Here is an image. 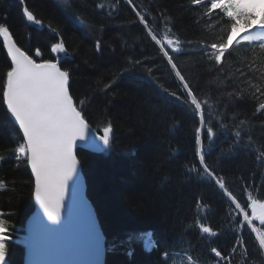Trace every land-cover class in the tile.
I'll return each mask as SVG.
<instances>
[{"label": "trees", "instance_id": "obj_1", "mask_svg": "<svg viewBox=\"0 0 264 264\" xmlns=\"http://www.w3.org/2000/svg\"><path fill=\"white\" fill-rule=\"evenodd\" d=\"M25 1L60 33L73 54L74 62L66 70L71 95L77 103L83 101L82 115L94 129L105 123L114 128L107 154H79L87 194L107 239L106 264H189L181 256L160 259L162 252L178 246L185 247L193 264H264L262 251L232 203L202 171H189L193 165L199 167L195 143L199 115H193L182 82L131 9L121 0ZM126 1L133 9L135 4L160 38L167 35L190 44H183L187 52L169 53L196 90L205 116H211L209 123L226 121L225 127L216 129V137L202 133L207 164L242 205L251 198L264 201V113L257 111L250 86L264 87V53L258 45L240 43L217 70L219 66L200 49L226 36V18L221 20L215 12L204 15L203 6L191 0ZM12 5L0 0V23L9 25L26 49ZM77 21L81 26L72 23ZM33 34L35 45V38L41 37ZM6 66L0 57V181L6 185L0 190V214L8 222L9 234H15L33 209L32 181L14 157L17 137L2 107ZM126 74L133 79H126ZM201 223L217 233L209 248L191 234ZM254 224L264 230L258 221ZM145 229L153 232L157 251L145 253L134 241L132 236ZM210 248L224 257L235 251L229 261L217 263ZM6 257L7 264H23L21 246L8 242Z\"/></svg>", "mask_w": 264, "mask_h": 264}, {"label": "snow or ice", "instance_id": "obj_2", "mask_svg": "<svg viewBox=\"0 0 264 264\" xmlns=\"http://www.w3.org/2000/svg\"><path fill=\"white\" fill-rule=\"evenodd\" d=\"M24 0H21L23 3ZM195 6H203L204 15L211 16L213 12L223 20L226 18L227 33L219 42H212L200 49V54L214 65L223 67L225 60L229 59L232 52L240 45V39L233 40L232 33L240 28L241 24L245 30L253 28V22L259 19L258 27L264 29V0H191ZM131 3V0H129ZM100 7H104L100 5ZM260 9L259 18L256 10ZM23 15L28 22L43 27V22L34 15L28 7L22 9ZM139 22L148 30V35L160 45V51L167 62L171 65L175 75L180 79L183 89L186 92V99L194 106L193 115L199 114L198 127L195 132V143L197 145L196 155L199 157V167L193 165L189 171L200 174L202 171L213 182L218 184L221 190L226 184L210 169L205 155L201 150V130L204 129L207 138L218 135L216 129L223 128L226 121L221 119L215 123H209L211 116H205L204 104L198 99L196 90L190 84L174 63V58L168 49L174 53H180V40L162 38L152 31L145 16L136 11ZM0 38H2L3 48L10 58V68L6 72L3 83L2 101L10 113V118L15 125H18L20 141L15 147L17 160H24L30 167L31 174L35 180L34 196L35 200L43 209L49 222L57 224L61 219V210L64 205L65 193L69 187V181L76 177L72 185L74 197L80 193V183L78 178V160L76 149L87 148L96 153L107 154L112 149L114 140V128L110 123H105L102 128L94 130L90 121L82 115V108H78L76 101L70 94V72L63 70L58 61L43 60L37 62L33 56L29 55L13 39L9 28L0 23ZM166 45V46H165ZM97 51L101 44H96ZM259 48L264 53V41L260 42ZM51 52L54 54L66 53L63 41L53 43ZM42 55L36 49L35 56ZM139 63V61H136ZM253 97L258 101V109L264 113V87L258 84H251ZM110 87V85H105ZM179 99V97H177ZM83 104V101H80ZM207 125L206 128L204 126ZM99 133V134H98ZM237 142L241 139V132H235ZM78 142H80L78 144ZM264 158V157H262ZM6 188L5 182L0 181V190ZM231 203L235 210L242 217L244 223L256 234L259 248L264 250V230L256 227L254 221H258L264 226V201L251 198L246 205H242L232 197ZM246 209H250L247 211ZM239 224V220L233 221ZM200 231L211 236L217 233L209 226L199 225ZM40 234L52 231L50 227L42 224L37 225ZM38 244H42L41 239H37ZM216 257L225 259L216 248L211 250ZM235 251V249H233ZM8 253V222L0 214V264L5 260ZM189 264H193L189 258Z\"/></svg>", "mask_w": 264, "mask_h": 264}, {"label": "water", "instance_id": "obj_3", "mask_svg": "<svg viewBox=\"0 0 264 264\" xmlns=\"http://www.w3.org/2000/svg\"><path fill=\"white\" fill-rule=\"evenodd\" d=\"M29 25L31 27L36 26L31 22H29ZM27 53L31 55V53ZM59 55L71 58L67 51ZM59 55L51 52L52 57ZM7 58L11 63L10 58L8 56ZM34 59L38 62L40 57L34 55ZM4 106L7 111L5 104ZM8 116L10 118V113H8ZM15 126L18 128V125ZM20 134L22 136V133ZM80 150L96 153L90 149L78 147L75 150L76 154ZM29 170L33 181V211L24 223L26 244L23 250V264H105L106 239L101 231L97 213L89 200L88 185L82 173L81 165L78 166L80 193L76 197L73 195L72 185L76 180V177H74L73 180L69 181V187L65 193L61 219L55 225L48 221L43 209L35 200V180L30 167ZM38 224L50 227L52 231L40 234L37 231ZM38 238L43 241L42 244L37 243Z\"/></svg>", "mask_w": 264, "mask_h": 264}, {"label": "bare ground", "instance_id": "obj_4", "mask_svg": "<svg viewBox=\"0 0 264 264\" xmlns=\"http://www.w3.org/2000/svg\"><path fill=\"white\" fill-rule=\"evenodd\" d=\"M263 30H243V29H239L236 30L235 32L232 33L233 36V40H237L238 37L239 38H252L254 36H256L259 32H261Z\"/></svg>", "mask_w": 264, "mask_h": 264}, {"label": "rangeland", "instance_id": "obj_5", "mask_svg": "<svg viewBox=\"0 0 264 264\" xmlns=\"http://www.w3.org/2000/svg\"><path fill=\"white\" fill-rule=\"evenodd\" d=\"M2 1V0H1ZM151 3V2H150ZM260 9L258 8L257 10H256V15H257V17L259 18V15H260ZM258 25H259V19H257L256 21H254L253 22V28L251 29V30H260L259 29V27H258ZM239 29H243V30H245L244 29V27H243V24H241V26H240V28ZM239 29H237V30H239ZM27 37V36H26ZM239 38V37H238ZM28 39H29V37H27L26 38V42H28ZM131 79V78H130ZM129 79V80H130ZM77 106H78V108H82V105L80 104V103H77ZM18 230H20V228L18 229ZM17 233V235L19 236V239H22L23 238V234L20 232V233H18V232H16ZM19 242H22V240H19ZM2 264H7V261L6 260H4V262H2Z\"/></svg>", "mask_w": 264, "mask_h": 264}]
</instances>
